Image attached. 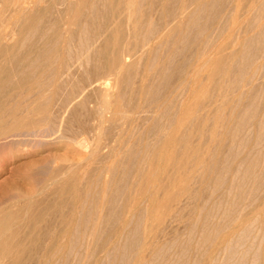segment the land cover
<instances>
[{"label": "rangeland", "instance_id": "1", "mask_svg": "<svg viewBox=\"0 0 264 264\" xmlns=\"http://www.w3.org/2000/svg\"><path fill=\"white\" fill-rule=\"evenodd\" d=\"M15 1L17 3L20 0H6V11L0 16V25H2L0 28L6 26V23H10L11 25L7 24V27L9 26L8 29L11 30L12 28V30L17 34L15 35L17 40L14 42H9L7 40L5 41L2 39L0 40V87H3V89L0 90V132L8 129L10 126H12V124L19 121L20 123L22 122L24 126L21 129L22 131H15V134L11 132L13 134L12 135L10 133L12 135L11 137L9 135L7 136L9 138H0V264H117L120 262L123 264H154L155 261H152L153 257H155L154 259L157 260L156 264H166L168 259L169 260L167 261V264H175L176 260V264L180 262V264H213L214 261H218V264H222L223 262H225L223 264H227V262H229V257H227L228 255L225 249L226 246H224V240L227 241L228 239L227 243H230V241H232L230 238L233 237L234 242L237 238L236 236L239 235L238 232L243 231V229L240 228H246V224L249 226V224L252 222H254V225H256V229L253 231L251 230V236L250 233L247 232L250 239H247L246 248L248 246H252L250 244H253V238L260 231V234L258 233L259 235H257V238H259L256 239L257 242L254 244L256 247L253 248L252 246V252L247 251L248 253H245L246 255H244V260L242 261H245V259L248 258V263L243 262V264H251V260H254L253 255L255 254L257 258L255 264H264V239H262V233L264 232V154H262L261 157L259 155V149H264V147L257 139V130L254 128V132L251 133L250 129L244 131L243 129L246 128L248 122H241L240 120L241 115H244V119L248 120L249 116L251 117L250 111L252 108L249 107V104H251V99L254 101V107H258V105L262 102L264 103V97H262V95H264L262 91L264 90L261 88L264 85V29L259 27L252 28L254 25L249 22L251 20V22H253L254 17H257L260 14L261 11L259 12V4L261 5L262 3L264 6V0H232V4L230 0H220L217 3L218 5L216 4V6L213 7V10L207 12L209 15L212 13L210 18H207L208 14L206 17L204 16L205 14L199 17V25L198 23L197 25H193L192 23L189 24L190 22L187 21V18H189L188 16L190 15L189 12L193 13L197 7L196 6L193 9L195 6L194 3L196 4L198 2L193 0L192 2L191 0H174L175 3L173 0H112L113 4L111 0H105V2L104 0H99L98 3L97 0H90V3L89 0H84V2L82 0H73L74 2H72V0H56L57 3H55V0H51V2H48V0H39L42 3L37 1L38 4H33L30 9L20 11L19 7L16 8L14 6L16 4ZM132 1L134 2L132 3ZM68 2L71 3L69 4ZM199 2L201 4L202 0ZM78 3L80 4V7L78 6ZM122 3L124 5H122ZM129 3L131 5L130 8L133 9L132 11L128 9ZM189 3L192 4L190 5ZM12 4L14 5L12 6ZM68 4L69 9L67 8ZM97 4H100L99 6H102V8L105 9L103 10ZM181 4L183 6H181ZM221 4L224 5L221 6ZM262 5L260 8L263 7ZM114 6L116 9L113 8ZM173 6L176 7L173 8ZM179 6H188L186 10L187 12L185 11L188 13V16H186L187 14L185 12L182 13V20H179L178 22V20H173V16L180 13ZM220 6L223 7V9H221ZM233 6H236L235 9ZM52 8H55L56 10ZM93 8L99 9L94 11L97 15L91 12ZM217 8L220 11H217ZM31 9H34V12L36 11V13H34ZM250 9L257 11L254 12L252 10L251 12ZM52 10H54L53 13H51ZM57 10L61 14L58 15L57 13L58 18L55 19ZM221 10L222 12L225 10L226 11L222 14ZM235 10L236 13H234ZM92 13L95 14L94 18H92L94 16ZM226 13L229 15L228 17ZM255 13H257V15ZM68 14H70V16ZM230 14L234 15L231 17ZM254 14L256 16H254ZM86 15L89 16L86 19L90 20L87 21L85 19ZM234 16H236L234 18L235 20H232L231 18ZM60 17L62 18L59 19ZM69 17L70 19L75 18V22L73 21L74 24L71 29L72 31L66 35L67 33L65 32L64 23L67 20L66 18ZM98 17L100 20L97 19ZM11 18L13 19L12 23ZM202 18H205L207 21L204 19L202 20ZM7 19L10 21L7 22ZM31 19L34 22H32ZM50 19L55 20H53V24H51L52 20L50 22ZM81 19L83 20L82 22H84L82 24L80 23ZM247 20L248 23L246 22ZM85 21H91L92 23L90 22V25V23H85ZM210 21L211 23L209 24ZM167 22H169V28L164 29V26ZM187 22H189L188 25ZM204 22H207L209 25H205ZM78 23L86 26L83 27L79 24L81 27L78 29ZM181 23L183 24L181 25ZM200 23H202L204 26L202 24L200 25ZM55 24H58L57 27H54ZM219 25L221 27L217 28ZM248 25L250 27H248ZM93 26H95V29ZM102 26L105 27V29H102ZM197 26L200 27V29ZM173 27L176 28L173 29ZM201 27L203 29H201ZM231 27L234 29H231ZM51 28L53 31H51ZM183 28L184 30H182ZM245 28H249L250 32ZM47 29L48 31H46ZM166 29L170 31V34H168L169 36H166V38H163L165 39L164 41L161 40L160 42L155 36L158 37L161 31L166 33ZM83 30H85V34ZM190 30H192V34L190 33ZM43 31H45V33ZM76 31L79 32L81 38L89 39L91 43L90 53L93 56L91 57L93 60L90 59L91 61H89V65L86 64V61H79L78 63H76L77 61H72L75 62V66H78L77 69L74 66V63L70 62L69 59L70 57L77 58L78 55L82 54L81 52V54H78L77 51H82L83 46L81 47V50L80 48L78 49L77 46L79 47V45H84L85 47L88 43L84 42L85 40L82 39V44L80 42L81 40H79L81 38H79L80 36H78L79 34L77 35L78 32ZM193 31L195 34L196 32L197 34L200 33L198 38H201L202 36L204 37L201 39L199 38L198 41L200 43L195 41L194 45L191 44L192 40H194L193 37L192 40L189 38H186L187 41L183 39L187 34L188 37H190V34L193 35ZM29 32H31L33 35L34 32L36 33V35H34V39L30 38L33 35ZM47 32L48 35L45 36ZM101 32L104 33V35L102 38H99L98 36L101 34ZM149 32L152 34H150V36H153L152 40L150 43H148L149 45L147 44L144 46L142 43L146 39ZM28 33L30 35H28ZM235 33H240L238 34L239 40H237L238 35ZM82 34H84L85 37H83ZM245 34H247V36ZM251 35L254 37V40L256 39L255 37L257 35L259 38L256 39L257 41L253 40L252 42ZM104 36L109 43L107 41H103ZM249 36L251 37V40L249 39ZM27 38H29L30 41H28ZM72 38L77 40V43H75ZM181 38L184 40V42H181ZM32 39L33 41H31ZM202 39L203 42H201ZM258 39L263 42H260L259 40L260 44H258ZM57 41L59 42V45H57ZM206 42L210 43L209 45L203 47L204 43ZM34 43L35 45L33 47ZM68 43L70 44L69 47H71L74 43L75 46L73 45L72 48L74 47L73 49H77L71 50L76 53V56L74 53H69L70 49L68 47ZM250 43H252V45L255 44L257 48L253 45L255 48L254 49ZM114 44L115 46H112ZM186 44L188 45V48ZM181 45L182 48L184 47L183 49L180 47ZM21 46H23V48ZM104 46H106L107 49ZM214 46L215 48H213ZM49 48L52 50L50 51L52 52V56L50 55V57H53L51 58V62L38 61L39 63L33 62V64H31V60L37 57L40 49L49 50ZM169 48L171 49L170 51ZM178 48L180 50H178ZM66 49L68 51L67 53ZM141 49L147 54L144 52L142 53ZM27 50H29V52ZM92 50L93 52H91ZM202 50L205 51L202 52ZM84 51L86 50H83L82 52ZM167 51H169V53ZM190 51L191 55H189ZM94 52L96 54H94ZM105 52L107 54H105ZM214 52H216V54L217 52L219 53L217 55L215 54L213 59L210 60L211 62L213 61V63L216 61L215 63L217 64L214 65L215 63H212L215 68H217H213L214 71L216 70L215 75L212 73L214 75L213 77L212 74H210L212 70L211 66L213 65H208V67L210 66L209 70L211 69L210 72L207 71L206 67V72H208L206 74L204 71L205 69H202L204 67L203 65L205 64H203V62H206L203 61V59H209L207 57L210 54L214 55ZM125 53L128 55L132 54L134 56L129 57L132 59L131 61L127 62L130 67L127 70L125 69L123 73L118 76V82L120 83H118V85H116L117 88H114V90L111 92L112 95L110 94L111 97L109 96V99L104 96V92L102 93V90L98 89L95 83L88 86L90 84V80H88V78H92L93 75L94 79L92 78V81L99 77H104L108 79L111 78L112 82L115 74V64L121 62L122 56H124ZM173 53H176V55ZM180 53L182 54L180 55ZM65 54H67V57ZM143 54L144 57H142ZM255 54L258 55L257 59L256 56L253 57ZM31 55L34 56L32 57ZM61 55L65 57L60 59V57L62 58ZM135 55L138 57H135ZM112 56L114 57L112 58ZM198 56L200 57V60H198ZM259 56L260 58H258ZM29 57L32 58L28 59ZM139 58L141 60H139ZM247 58L250 60L249 62H247ZM23 59L27 60L25 61ZM201 60L203 62L200 66L202 67L199 66ZM52 61H54V63L58 61L62 64L57 63L56 65V63L54 64ZM65 61L68 66L65 64ZM101 61L102 63L100 65ZM257 61H260V63ZM81 62H83L82 64L85 66V68L87 67L86 70H84V68L83 70L81 69L79 64ZM219 62L221 67L218 65ZM246 62L247 68L243 67ZM250 62L253 63V66ZM34 63L37 64L34 65ZM41 63H43L44 66H42L43 64ZM182 63H185V65L187 64L185 68L181 67V65H184ZM248 63H250L252 69L250 66L248 67ZM32 65L34 67L36 66L38 70H36V68H34ZM65 65L66 67L64 69ZM29 66H32L31 69ZM95 66L98 67L100 73ZM198 66L202 68L201 70L204 72V74L200 68H198ZM56 67H58V70ZM67 67H69V69ZM88 67L90 69L94 67V69L88 70ZM241 68L243 71L246 68V75L241 71ZM49 69H51L52 72L56 70L54 73H50L51 71L48 72V74H52L53 77L52 75L49 76L47 74ZM194 69H197L196 73L194 72ZM20 70L22 71L20 72ZM253 70H256V73ZM34 71L37 72L36 75ZM65 71L68 72L65 73ZM87 71L88 73H86ZM175 71H178L179 73H177L179 75L176 74ZM251 71L255 73V75H253ZM7 72L10 73L8 74ZM84 72L85 75L90 74L91 72L93 75L90 74V77H88V75L86 77ZM250 72L255 77V80H253L254 77L250 74ZM25 73L28 74L27 77L29 79L26 78L24 81L23 76ZM242 73L244 75H242ZM45 74L48 75L47 79ZM199 74L203 75L202 78H206L205 80L207 81H204V79L201 81L202 79ZM6 75L8 77H6ZM43 75L45 76L41 79ZM195 75H199L198 80H196L197 77ZM33 76L37 78L35 79ZM194 76L196 77L195 79ZM32 78L34 79L32 80ZM186 78L188 82H186ZM209 78L214 79H211V82ZM191 79L192 81L189 82ZM20 80L21 82L18 83ZM193 80L195 83H193ZM241 80L246 81L241 82ZM208 81L211 83V88H208L210 84ZM10 82H13L14 84ZM37 82H42L45 85H43L42 90L39 92L36 88ZM258 82H260L262 86ZM48 83L50 88L48 87ZM83 83L87 84L85 86L89 87H87L84 91H82V87L84 85ZM205 83L209 84L206 86ZM241 83H243V86ZM245 83H247V85ZM257 83L260 85L259 89L261 88L262 90L260 93H257L260 95L259 97H256L257 95L254 91H252V93L251 91L247 92L249 89L257 87ZM111 84H113V82ZM237 84H240L241 86H238ZM11 85L12 87H10ZM245 85L247 88H249H245ZM250 85L252 86L250 87ZM179 86L181 87L179 88ZM255 89L256 92L259 90L258 87ZM24 91L25 96H23ZM95 91H97L100 95H98L97 92L95 94ZM37 92L39 94H35ZM182 92L183 97L180 96V94L182 95ZM185 92H189V94H186ZM184 93L186 94V97L184 96ZM197 93H200V96L196 95ZM53 94L55 95L54 98H52ZM29 95H31V98L33 95H35V97L32 100H29ZM252 95L254 97H252ZM197 96L199 98H197ZM49 97H51V99H47ZM179 97L180 99L178 101ZM188 98H190L192 101ZM41 99L43 101L45 99L47 105L38 111V107H35L37 106L36 101ZM182 99L185 101V104L180 105V101H182ZM194 100L197 101L194 102ZM67 101H69L70 104ZM82 101L85 106L82 104ZM98 101H100L101 105L103 103V105L108 106L106 107V109L108 108L105 113L106 117H112L113 119L115 116L112 121L110 120L111 118H107L110 121L107 119L104 120L106 122H103L104 125L102 124L103 126H101V128H98V120L95 121L98 119L97 115H99V110H101L103 106H101ZM107 101L108 105L106 103ZM29 102L34 103L35 105H32ZM51 102L53 104H50ZM192 102H194V104ZM24 103L27 105H24ZM65 103H67V108L63 109L62 106L66 105ZM199 103L204 104L202 106V104L200 105ZM209 103L211 104L209 105ZM68 104L70 107H68ZM97 105H100V109ZM27 106L29 108H27ZM198 106L200 108H198ZM262 106L259 105L258 114L264 113V106ZM91 108L93 109V114ZM95 109L97 110V113H95ZM169 109L171 110L170 112ZM84 110L85 112L83 113ZM116 111L119 112L117 115ZM175 111H179L178 115L180 116H178ZM35 112L39 114H35ZM61 113L63 114L65 121L62 120L63 117L61 116ZM55 114H57V119L60 120L55 119ZM174 114L178 117H176ZM185 115L191 117L189 118ZM207 115H209V117H207ZM32 117L34 119H31ZM71 117H75L73 118L74 120ZM77 118H81V120H78ZM176 118L179 119L177 120ZM183 119H185V122ZM175 120L179 123H176ZM93 121L94 123H92ZM57 122H61V124L63 123L64 126L63 124H56ZM79 122H81V125ZM239 122L241 123L239 131L242 129L243 132L240 131L242 134H239L240 137H236V140L239 139L236 141L233 139L235 136L234 133L236 132L235 129L238 128ZM71 124H73V127ZM55 125L57 127H55ZM48 126L54 127L56 132H51V130L54 129L52 127V129L48 130L50 128ZM102 127L104 128L102 129ZM42 129L43 131H40ZM100 129L101 131L103 130V132H100ZM35 132L41 133L36 134ZM80 132H83L84 135ZM34 133L35 136L32 135ZM245 133L252 135L248 136V139L245 136ZM97 136H100V139L102 138L101 141ZM255 136H257V138ZM243 138H247L245 145L240 147L241 149L238 148L240 152H238V150L234 151V149L239 147V142ZM98 140L100 141V145L98 144ZM96 145L99 146L98 149ZM242 149H244V151ZM93 151L97 154L95 155ZM234 152H237V154ZM92 153L94 156H92ZM262 153H264V150H262ZM234 154L237 156H234ZM233 156L237 161L234 160ZM247 157H251L250 159H255L254 171L258 173L257 176L255 175L256 173L254 174V177H257L256 185L253 187L251 186V183L255 182L252 176V178L248 177L244 179V181H246L243 182L244 184L247 183L246 186L244 184H242L243 186L239 185L240 187H244L243 190L247 189L245 190L246 192L241 194L242 191L239 190L240 188L233 192L230 191L231 193L227 192L230 190L229 186L232 184L231 180L233 181V174H235L238 168V163L245 161L246 165L250 161L247 159ZM224 162L225 164L229 162L226 164V166L228 164L231 166L229 167L231 170H228L230 173L227 171L225 172L227 168L226 166H223L225 165ZM219 165L221 166L219 167ZM222 167L226 169L221 170L223 169ZM105 170H107L108 173H106ZM222 171L225 174H230L229 178L228 175H224ZM106 174H108L107 178H105ZM219 176L220 179L222 178V180H220L222 183L221 185L220 183H217L219 182ZM163 178L164 182L162 181ZM239 180L240 179H238V181ZM150 181L152 184L154 183L153 186ZM238 181H236V183H238ZM248 182L251 183L249 184ZM224 183H226V185ZM236 183L234 182V184ZM155 184L158 186L160 185V187ZM219 186L223 189H221ZM224 186L229 189L227 190ZM220 197L223 199V201ZM147 198L150 201H148ZM145 202L146 204L150 202V205H146ZM240 203L241 205L243 203V205H239ZM235 205L236 208L238 207L237 210H235L239 213L240 211L243 212L240 206L242 209H244L245 212L242 214L240 213L241 217H239V213L237 214L236 211L231 209L233 207L235 208ZM145 208L148 209V211L149 209L150 211L153 209L154 212L152 211L151 213L149 211L151 214L146 216L148 211ZM210 209L214 211L213 214L220 213L221 215L216 214L214 217L215 214L212 215V213L209 211ZM143 210H146L147 213H143ZM141 212L144 214L143 216H145V218L140 216L142 215ZM230 212H235L232 213V216L235 220H233V222L231 221L233 218L232 216L231 218H228L231 215ZM258 212L261 214L259 217ZM109 213L112 215L110 216ZM153 213L154 215H152ZM223 213H225V215ZM227 214H229L228 217H226ZM134 216L137 218L134 219ZM149 216L155 217V220H153V217L151 218L152 220L148 219L150 218ZM139 218L143 220V224ZM136 219L137 221L139 220V224L137 223ZM229 219L230 221H227ZM258 219H261V221ZM207 220H211V222H209L210 224L207 222ZM222 220L223 223L220 224ZM255 220H258V223ZM247 221L250 223H246ZM261 222H263V224ZM88 223H90L89 226L91 225V227L88 226ZM205 223L207 224L205 225ZM130 224L135 226H130ZM93 225L95 228H93ZM258 225H261L260 228ZM136 226L138 227L137 231L142 232L141 234L137 233L136 231L137 235H134V229ZM146 227L149 228L147 229ZM217 229L218 232L215 234L214 230L216 231ZM220 229L222 231H220ZM92 230L96 233V235H93V233L91 236L89 235ZM85 231L87 233H85ZM219 231L221 233H219ZM129 234H131V236ZM125 236L130 240H125ZM90 239H92L93 243ZM134 239V244L131 243V246L134 245V249H132V247H129L130 249L126 248L127 254H130H128L126 257V249H124V246ZM115 245L116 248H114ZM258 245L259 249L257 250ZM162 246L166 247L163 248ZM119 247L121 250L123 249V254ZM161 248L163 249V252H161ZM223 248L225 252L222 251ZM166 249H168L167 252L169 255L166 253L168 256L165 255ZM182 251L184 253V258L182 256ZM122 255H125V257L123 258ZM222 257H224L225 260L224 258L222 259ZM177 258L180 259V261H178ZM219 259H221V261H219ZM214 264L217 263L214 262ZM228 264H232V261H230Z\"/></svg>", "mask_w": 264, "mask_h": 264}, {"label": "bare ground", "instance_id": "2", "mask_svg": "<svg viewBox=\"0 0 264 264\" xmlns=\"http://www.w3.org/2000/svg\"><path fill=\"white\" fill-rule=\"evenodd\" d=\"M37 1H39V0H20V1H18L17 3H16V1H15L16 4H15V5L12 4V6L14 5L16 8L19 7V11H20V10H25V9H30V8L33 6V4H38ZM52 1H53V0H52ZM55 1H56V0H55ZM63 1H67V0H63ZM82 1L84 2V0H82ZM92 1H93V0H92ZM95 1H96V0H95ZM98 1H99V0H97V3H98ZM101 1H103V0H101ZM130 1H131V0H130ZM134 1H135V0H134ZM134 1H132V3H133ZM193 1H195V2L198 1V2H199V1H201V0H193ZM219 1H220V0H204V1L202 0L201 4H200V2H199V4H198V2L196 3V4H198V5H196V4L193 2L194 5H195V6L193 7V9L197 6L196 9L194 10V12H195L196 14H195V13L192 11V9H191V11H192L193 13H190V12H189V14H190L189 16H188V13H186V12H187L186 10H187V7H188V6H187V7L184 6L185 8L179 6V7H180V8H179V9H180V13L174 15V16H173V20H178V22H179V20H182V17H181V16H182V13H184V12L186 11V12H185V13L187 14L186 16L189 17V18H187V19H188L187 21L190 22V23L187 22V25H188V23H189V24L192 23L193 25H197V23H198V21H199V17H200L201 15H204V14H205L204 16L206 17V15L208 14V17H207V18H210V17H211L210 15H211L212 13H210V15H209V13H207V12L210 11V10H213V7H215L216 4H217ZM230 1H231V4H232L233 1H232V0H230ZM239 1H240V0H239ZM5 2H6V0H0V16L2 15L3 12L6 11V3H5ZM39 2H41V1H39ZM43 2H44V1H43ZM48 2H51V0H50V1L48 0ZM72 2H74V1L72 0ZM86 2H87V1H86ZM104 2H105V0H104ZM104 2H103V3H104ZM111 2H112V0H111ZM117 2H119V1H117ZM137 2H138V1H137ZM173 2H174V0H173ZM176 2H177V1H176ZM188 2H189V1H188ZM191 2H192V0H191ZM221 2H223V1H221ZM224 2H225V1H224ZM261 2H262V1H261ZM261 2H260V3H261ZM41 3H42V2H41ZM55 3H57V1H56ZM55 3H54V4H55ZM68 3L70 4L71 2H68ZM89 3H90V0H89ZM99 3H100V2H99ZM119 3H120V2H119ZM119 3H117V4H119ZM132 3H131V4H132ZM174 3H175V2H174ZM174 3H173V4H174ZM178 3H179V2H178ZM178 3H177V5H178ZM229 3H230V2H229ZM59 4H60V3H59ZM69 4H68L67 8L69 7ZM93 4H94V3H93ZM101 4H102V2H101ZM104 4H105V3H104ZM112 4H113V2H112ZM135 4H136V3H135ZM186 4H187V3H186ZM189 4L191 5L192 3H189ZM241 4H242V2H241ZM252 4H253V3H252ZM257 4H258V2H257ZM263 4H264V3H263ZM16 5H17V6H16ZM39 5H40V4H39ZM55 5H56V4H55ZM65 5H66V4H65ZM97 5H98V4H97ZM99 5H100V4H99ZM99 5H98V6H99ZM122 5H124V4L122 3ZM170 5H172V4H170ZM174 5H176V4H174ZM217 5H218V4H217ZM219 5H220V4H219ZM223 5H224V4H223ZM223 5L221 4V6H223ZM229 5H230V4H229ZM236 5H237V4H236ZM261 5H262V3H261ZM261 5L259 4V12L261 11L260 14H259L257 17H254L253 22H251L252 20L249 21L250 23H252V24L254 25L252 28H258V27H259V28H263V29H264V6L262 5L263 7L260 8ZM47 6H48V5H47ZM78 6L80 7V4H79V3H78ZM81 6H82V4H81ZM87 6H88V5H87ZM95 6H96V5H95ZM126 6H127V5H126ZM130 6H131V5H130V3H129L128 9H129L130 11H132L133 9L130 8ZM132 6H134V5H132ZM181 6H183V5L181 4ZM221 6H220V7H221ZM250 6H251V5H250ZM253 6H254V5H253ZM15 7H14V8H15ZM41 7H42V4H41ZM45 7H46V6H45ZM62 7H63V6H62ZM62 7H61V8H62ZM72 7H73V6H72ZM99 7L102 8V6H99ZM104 7H105V5H104ZM117 7H118V5H117ZM136 7H137V6H136ZM169 7H170V6H169ZM174 7H176V6H173V8H174ZM220 7H218V8H220ZM227 7H228V6H227ZM235 7H236V6H235ZM235 7L233 6L234 9H235ZM254 7H256V6H254ZM58 8H59V7H58ZM58 8H57V9H58ZM61 8H60V9H61ZM67 8H66V9H67ZM113 8L116 9L115 6H114ZM173 8H172V9H173ZM218 8H217V11H220ZM225 8H226V7H225ZM225 8H224V9H225ZM256 8H257V7H256ZM52 9H55V8H52ZM68 9H69V8H68ZM71 9H72V8H71ZM89 9H90V8H89ZM96 9H97V8H96ZM96 9L93 8L91 12L95 13L94 11H96ZM102 9H103V8H102ZM104 9H105V8H104ZM104 9H103V10H104ZM221 9H223V7H221ZM234 9H233V10H234ZM253 9H255V8H253ZM253 9H252V10H253ZM17 10H18V9H17ZM31 10L34 12V9H31ZM55 10H56V9H55ZM58 10H59V9H58ZM58 10H57V12H56V14H55V17H56L55 19L58 18V15H59V14H61V13H59L60 10H59V11H58ZM61 10H62V9H61ZM97 10H99V9H97ZM107 10H108V9H107ZM129 10H128V11H129ZM162 10H163V9H162ZM250 10H251V9H250ZM252 10H251V12H252ZM15 11H16V10H15ZM40 11H41V10H40ZM44 11H45V10H44ZM71 11H72V10H71ZM80 11H81V10H80ZM225 11H226V10H225ZM225 11H223V12H225ZM253 11H254V10H253ZM256 11H257V10H256ZM256 11H254V12H256ZM22 12H23V11H22ZM45 12H46V11H45ZM53 12H54V10L51 11V13H53ZM69 12H70V11H69ZM105 12H107V11H105ZM178 12H179V11H178ZM223 12H222V10H221V13H222V14H223ZM254 12H253V13H254ZM259 12H257V13H259ZM7 13H9V12H7ZM13 13H14V12H13ZM34 13H36V11H35ZM57 13H58V15H57ZM65 13H66V12H65ZM93 13H92V15H94V16H93L92 18H94V17H95V14H96V13H95V14H93ZM97 13H100V12H97ZM107 13H108V12H107ZM126 13H127V12H126ZM131 13H132V12H131ZM176 13H177V12H176ZM234 13H236V10H235ZM257 13H255V14L257 15ZM48 14H49V13H48ZM85 14H86V12H85ZM226 14H227V13H226ZM255 14H254V16H256ZM26 15H27V14H26ZM56 15H57V16H56ZM68 15L70 16V14H68ZM96 15H97V14H96ZM126 15H127V14H126ZM128 15H129V14H128ZM184 15H185V14H184ZM230 15H231V17H232L234 14H230ZM5 16H6V15H5ZM11 16H12V15H11ZM28 16H29V13H28ZM48 16H49V15H48ZM51 16H52V15H51ZM74 16H76V15H74ZM98 16H99V14H98ZM129 16H130V15H129ZM129 16H128V19H129ZM135 16H136V15H135ZM224 16H225V15H224ZM228 16H229V15L227 14V17H228ZM238 16H239V15H238ZM247 16H248V15H247ZM3 17H4V15H3ZM88 17H89V16L86 15V16H85V19L88 18ZM167 17H168V14H167ZM225 17H226V16H225ZM231 17H229V18H231ZM235 17H236V16H234V17L231 18V19H232V20H235V19H234ZM244 17H246V16H244ZM250 17H251V16H250ZM5 18H6V17H5ZM5 18H4V19H5ZM44 18H45V17H44ZM49 18H50V17H49ZM61 18H62V17H60L59 19H61ZM72 18H73V17H72ZM100 18H101V17H100ZM137 18H138V17H137ZM9 19H10V18H9ZM11 19H12V18H11ZM63 19H64V18H63ZM66 19H67V20H66V22L64 23V24H65L64 28H65V32L67 33L66 35H68V33H70V31H72L71 29H72V26H73V24H74V22H75V21H74L75 18H74V19H70V17H69V18H66ZM76 19H77V18H76ZM78 19H79V18H78ZM85 19H84V20H85ZM97 19H99V17H98ZM130 19H131V18H130ZM134 19H135V18H134ZM138 19H139V18H138ZM170 19H171V18H170ZM203 19L206 20L205 18H202V20H203ZM236 19H237V18H236ZM1 20H2V19H1ZM7 20H8V19H7ZM17 20H18V19H17ZM51 20H52V22H51ZM53 20H54V19H50L51 24H53V22L55 21V20H54V21H53ZM86 20H87V19H86ZM88 20H90V19H88ZM88 20H87V21H88ZM91 20H92V19H91ZM94 20H95V19H94ZM94 20H93V21H94ZM99 20H100V19H99ZM213 20H214V19H213ZM244 20H245V19H244ZM248 20H249V19H248ZM248 20L246 21L247 23H248ZM2 21H3V20H2ZM2 21H1V22H2ZM9 21H10V20H8L7 22H9ZM31 21H32V19H31ZM37 21H38V20H37ZM46 21H47V20H46ZM46 21H45V23H46ZM61 21H62V20H61ZM61 21H60V22H61ZM63 21H64V20H63ZM73 21H74V22H73ZM78 21H79V20H78ZM78 21H77V22H78ZM82 21H83V20L81 19V22H80L81 24L84 23V22H82ZM108 21H109V20H108ZM139 21H140V20H139ZM166 21H167V20H166ZM171 21H172V20H171ZM185 21H186V20H185ZM206 21H207V20H206ZM211 21H212V20H211ZM211 21L209 22V24L211 23ZM229 21H231V20H229ZM12 22H13V19H12L11 23H12ZM16 22H17V21H16ZM32 22H34V21H32ZM32 22H30V23H32ZM41 22H42V20H41ZM90 22H91V21H89V22H86V21H85V23H90ZM100 22H101V21H100ZM126 22H127V20H126ZM131 22H132V20H131ZM163 22H164V21H163ZM175 22H177V21H175ZM178 22H177V23H178ZM181 22H182V21H181ZM201 22H202V21H201ZM231 22H232V21H231ZM246 22H245V23H246ZM80 23H78V26H77V24H76V26H77L78 29H79L81 26H83V25H81ZM91 23H92V22H91ZM91 23H90V25H91ZM95 23H96V22H95ZM98 23H99V21H98ZM127 23H128V22H127ZM133 23H134V22H133ZM239 23H240V22H239ZM239 23H238V24H239ZM245 23H244V24H245ZM247 23H246V24H247ZM7 24H10V23H6V26H3V28H0V40L2 39V40H5V41L7 40V41H9V42H14L15 40H17V39H16L17 37L15 36V35H17V34H16V32H14V31L12 30V28H11V30L8 29L9 26L7 27ZM13 24H14V23H13ZM17 24H18V23H17ZM42 24H43V23H42ZM61 24H62V23H61ZM79 24H80L81 26H79ZM161 24H162V22H161ZM182 24H183V23H181V25H182ZM201 24H202V23H200V25H201ZM204 24L206 25L207 22H206V23L204 22ZM209 24H207V25H209ZM219 24H220V23H219ZM246 24H245V25H246ZM10 25H11V24H10ZM57 25H58V24H57ZM57 25L55 24L54 27H57ZM90 25H89V26H90ZM96 25H97V24H96ZM175 25H176V24H175ZM198 25H199V23H198ZM202 25H203V24H202ZM220 25H221V24H220ZM220 25H219V27L217 26V28H220V27H221ZM223 25H224V23H223ZM249 25H250V24H249ZM249 25H248V27H250ZM0 26H2V25H0ZM85 26H86V25H85ZM85 26H83V27H85ZM126 26H127V25H126ZM138 26H139V25H138ZM168 26H169V22H167V23L165 24L164 29H165V28L168 29V28H169ZM203 26H204V25H203ZM203 26H202V27H203ZM235 26H236V25H235ZM243 26H244V25H243ZM246 26H247V25H246ZM246 26H245V27H246ZM18 27H19V26H18ZM54 27H52V28H54ZM93 27H94V29H95V26H93ZM93 27H92V28H93ZM99 27H100V26H99ZM127 27H128V26H127ZM132 27H133V26H132ZM148 27H149V26H148ZM177 27H178V26H177ZM197 27H198V26H197ZM202 27H201V29H203ZM207 27H208V26H207ZM52 28H51V31H53ZM103 28L105 29V27L102 26V29H103ZM175 28H176V27H175ZM175 28L173 27V29H175ZM198 28L200 29V27H198ZM205 28H206V27H205ZM40 29H41V28H40ZM42 29H43V28H42ZM44 29H45V28H44ZM98 29H100V28H98ZM155 29H156V28H155ZM167 29H166V30H167ZM170 29H171V28H170ZM231 29H234V28L231 27ZM238 29H239V28H238ZM245 29H246V28H245ZM19 30H20V29H19ZM73 30H75V29H73ZM142 30H143V29H142ZM156 30H157V29H156ZM182 30H184V28H183ZM194 30H196V29H194ZM241 30H242V29H241ZM241 30H239V31H241ZM246 30L250 32L249 28H247ZM35 31H36V29H35ZM41 31H42V30H41ZM46 31H48V29H47ZM49 31H50V30H49ZM54 31H55V30H54ZM80 31H82V30H80ZM83 31H84V34H85V30H83ZM93 31H94V30H93ZM98 31H100V30H98ZM104 31H105V30H104ZM131 31H132V30H131ZM180 31H181V29H180ZM188 31H189V29H188ZM190 31H191L190 33L192 34V30H190ZM196 31H197V30H196ZM43 32L45 33V31H43ZM43 32H41V33H43ZM76 32H78V31H76ZM86 32H88V31H86ZM89 32H90V31H89ZM128 32H129V30H128ZM134 32H135V31H134ZM169 32H170V31L167 30V32H166L167 34H166L164 31H163V32L161 31V33H160V31H159V33H160L159 36H158V37L155 36V37L158 38L160 42H161V40L164 41L165 39H163V38H166V36H169V35H168V34H170ZM178 32H179V31H178ZM183 32H184V31H183ZM186 32H187V31H186ZM186 32H185V33H186ZM20 33H21V32H20ZM29 33H31V32H29ZM29 33H28V35H30ZM36 33H37V31H36ZM36 33L34 32V35H36ZM63 33H64V32H63ZM63 33H62V34H63ZM72 33H74V32H72ZM81 33H82V32H81ZM129 33H130V32H129ZM131 33H132V32H131ZM176 33H177V32H176ZM181 33H182V32H181ZM188 33H189V32H188ZM190 33H189V34H190ZM198 33H199V32H198ZM236 33H237V32H236ZM236 33H235V34H236ZM240 33H241V32H240ZM240 33H238V34H240ZM242 33H243V32H242ZM261 33H262V30H261ZM31 34H32V33H31ZM51 34H52V33H51ZM78 34H79V32L77 33V35H78ZM84 34H82L83 37H85ZM134 34H135V33H134ZM141 34H142V33H141ZM150 34H151L150 32L148 33V35L146 34L147 37L145 36L146 39L144 40V42H143L144 44L142 43V45L145 46V45H147L148 43H150V41L152 40V37H153V36H150ZM177 34H179V33H177ZM191 34H190V37H188V34L185 35L183 39L186 40V38H189L190 40H192V39L194 38V40H192V43H191V44L194 45V44H195V43H194L195 41L199 42L198 40H199L200 37L198 38V36H200V33L197 34V32H196V34H195L194 31H193V35H191ZM194 34H195L196 36H195ZM238 34H236V35H238ZM28 35H27V36H28ZM32 35H33V34H32ZM34 35H33L32 37H30V38H33V39H34V38H35ZM39 35H40V33H39ZM47 35H48V32H47V34H46L45 36H47ZM75 35H76V34H75ZM92 35H93V34H92ZM103 35H104V33L101 32V34H100L98 37H99V38H100V37L102 38ZM143 35H144V34H143ZM151 35H152V34H151ZM180 35H182V34H180ZM245 35L247 36V34H245ZM252 35H253V34H252ZM252 35H251V37H252ZM42 36H44V35H42ZM78 36H80L79 38H81V35H80V34H79ZM90 36H91V34H90ZM90 36H88V37H90ZM234 36H235V35H234ZM254 36H255V34H254ZM260 36H261V35H260ZM262 36H263V35H262ZM39 37H40V36H39ZM75 37L78 38L77 36H75ZM175 37H176V36H175ZM192 37H193V38H192ZM202 37H203V36H202ZM202 37H201V38H202ZM235 37H236V36H235ZM235 37H234V38H235ZM237 37H238L237 40H239V35H238ZM251 37L249 36V39H250ZM263 37H264V36H263ZM62 38H63V36H62ZM76 38H75V39H76ZM92 38H94V37H92ZM99 38H98V39H99ZM132 38H133V37H132ZM138 38H141V37H138ZM143 38H144V37H143ZM143 38H142V39H143ZM178 38H179V37H178ZM196 38H198V39L195 40ZM201 38H200V39H201ZM203 38H204V37H203ZM244 38H246V37H244ZM255 38L257 39V38H259V36L257 35ZM260 38H261V37H260ZM27 39H28V41H30L29 38H27ZM33 39H32L31 41H33ZM49 39H50V38H49ZM57 39H58V38H57ZM69 39H70V37H69ZM82 39H83V38L79 39V40H81L80 42H81L82 44H83V42H82L83 40H85L84 42L88 43L87 46H85L86 49H85L84 45H81V46L79 45V47L77 46V48H78V49L80 48V50H81V47L83 46V47H82L83 50H86V51H84V52H82L83 50H82V51H77L78 54H79L80 52H81L82 54H81V53H80L81 55H78V54H77V55H78L77 58L74 57V58H76V59H74L73 57H70L69 61H70V62H72V61H77L76 63H78L79 61H86V62H87L86 64L89 65V61H91L90 59H92L91 57H93V56L91 55V53H90V50H91V43H90V41H89L88 38H84L83 40H82ZM94 39H95V38H94ZM181 39H182V38H181ZM181 39H180V40H181ZM183 39H182V40H183ZM246 39H247V38H246ZM256 39L254 40V37H252V40H251V39H250V40L253 42V40H254V41H257ZM40 40H41V39H40ZM72 40L75 41V43H77V42H76L77 40H74L73 38H72ZM173 40H174V39H173ZM182 40H181V42H184V40H183V41H182ZM235 40H236V39H235ZM235 40H234V41H235ZM237 40H236V41H237ZM259 40H260V39H258V44H260V43H259ZM263 40H264V39H263ZM60 41H61V40H60ZM69 41H71V40H69ZM91 41H92V40H91ZM97 41H98V40H97ZM100 41H101V40H100ZM103 41H104V42L107 41V39H106L105 36H104V40H103ZM142 41H143V40H142ZM163 41H162V42H163ZM168 41H169V39H168ZM186 41H187V40H186ZM208 41H210V40H208ZM232 41H233V40H232ZM236 41H235V42H236ZM0 42H1V41H0ZM24 42H25V40H24ZM51 42H52V41H51ZM57 42H58V41H57ZM63 42H65V41H63ZM107 42H108V41H107ZM140 42H141V41H140ZM166 42H167V41H166ZM188 42H189V41H188ZM188 42H187V43H188ZM201 42H203V39H202ZM235 42H234V44H235ZM260 42H263V41L260 40ZM29 43H30V42H29ZM35 43H36V42H35ZM35 43L33 44V47H34ZM92 43H93V42H92ZM95 43H97V42H95ZM100 43H102V42H100ZM100 43H99V44H100ZM108 43H109V42H108ZM116 43H117V42H116ZM168 43H169V42H168ZM168 43H165V44H168ZM199 43H200V42H199ZM206 43H207V44H206ZM206 43H204L203 47L209 45L210 42H206ZM215 43H216V42H215ZM232 43H233V42H232ZM236 43H237V42H236ZM254 43H256V42H254ZM9 44H10V43H9ZM63 44H64V43H63ZM78 44H79V43H78ZM93 44H94V43H93ZM179 44H180V43H179ZM182 44H183V43H182ZM205 44H206V45H205ZM230 44H231V43H230ZM250 44L252 45V43H250ZM38 45H39V44H38ZM49 45H50V44H49ZM54 45H55V44H54ZM54 45H53V46H54ZM57 45H59V42H58ZM64 45H65V44H64ZM69 45H70V44L68 43V47H69ZM71 45H72V43H71ZM73 45H74V43H73ZM73 45H72V46H73ZM101 45H102V44H101ZM148 45H149V44H148ZM150 45H151V44H150ZM177 45H178V44H177ZM236 45H237V44H236ZM253 45H254V47L256 46L255 44H253ZM253 45H252V47H253ZM0 46H1V44H0ZM14 46H15V45H14ZM17 46H18V45H17ZM23 46H24V45H23ZM23 46H21V47L23 48ZM72 46L69 47V49H70L69 53H74V51H72V50L77 49V48L73 49L74 47L72 48ZM74 46H75V45H74ZM112 46H115V44L112 45ZM156 46H157V45H156ZM183 46H184V45H183ZM186 46H187V48H188V45H187V44H186ZM215 46H216V44H215ZM215 46H214L213 48H215ZM231 46H233V45H231ZM234 46H235V45H234ZM260 46H261V45H260ZM6 47H7V46H6ZM29 47H30V46H29ZM33 47H31V48H33ZM55 47H56V46H55ZM92 47H93V46H92ZM97 47H98V46H97ZM102 47H103V46H102ZM104 47L106 48V46H104ZM141 47H142V46H141ZM151 47H152V46H151ZM170 47H172V46H170ZM180 47L182 48V45H181ZM217 47H219V46H217ZM217 47H216V48H217ZM250 47H251V46H250ZM252 47H251V48H252ZM254 47H253V48H254ZM4 48H5V47H4ZM17 48H18V47H17ZM26 48H27V47H26ZM93 48H95V47H93ZM116 48H117V47H116ZM143 48H144V47H143ZM183 48H184V47H183ZM183 48H182V49H183ZM206 48H207V47H206ZM221 48H222V47H221ZM233 48H234V47H233ZM233 48H232V49H233ZM251 48H250V49H251ZM256 48H257V46H256ZM1 49H2V48H1ZM14 49H15V48H14ZM27 49H28V48H27ZM56 49H57V48H56ZM71 49H72V50H71ZM99 49H100V48H99ZM106 49H107V48H106ZM139 49H140V48H139ZM145 49H146V48H145ZM173 49H174V48H173ZM182 49H181V50H182ZM190 49H191V48H190ZM254 49H255V48H254ZM259 49H260V48H259ZM5 50H7V49H5ZM16 50H17V49H16ZM32 50H33V49H32ZM64 50H65V49H64ZM113 50H114V48H113ZM113 50H112V51H113ZM141 50H142V49H141ZM150 50H151V49H150ZM170 50H171V49L169 48V51H170ZM178 50H180V49L178 48ZM188 50H189V49H188ZM218 50H219V49H218ZM240 50H241V49H240ZM9 51H10V50H9ZM23 51H24V50H23ZM27 51L29 52V50H27ZM50 51H52L50 48H49V50H46V49H40V52L37 54V57H36L35 59L31 60V64H33V62H37V63H39L40 61H50V62H51V58H53V57H50V55L52 56V52H50ZM53 51H54V50H53ZM71 51H72V52H71ZM95 51H96V49H95ZM123 51H124V50H123ZM169 51H167V52L169 53ZM185 51H186V47H185ZM185 51H184V52H185ZM193 51H196V50H193ZM203 51H205V50H202V52H203ZM221 51H222V50H221ZM10 52H11V51H10ZM30 52H31V51H30ZM67 52H68V51H67V49H66V53H67ZM91 52H93V50H92ZM141 52H142V53H143V52L145 53L144 50H142ZM150 52H151V51H150ZM172 52H173V51H172ZM177 52H178V51H177ZM206 52H207V51H206ZM18 53H19V52H18ZM21 53H22V52H21ZM21 53H20V54H21ZM50 53H51V54H50ZM98 53H99V52H98ZM123 53H124V52H123ZM200 53H201V52H200ZM218 53H219V52H217V54H218ZM5 54H7V53H5ZM29 54H30V53H29ZM58 54H59V53H58ZM63 54H64V52H63ZM94 54H96V53L94 52ZM105 54H107V53L105 52ZM105 54H104V56H105ZM136 54H137V53H136ZM145 54H147V53H145ZM148 54H149V53H148ZM173 54L176 55V53H173ZM177 54H178V53H177ZM181 54H182V53H180V55H181ZM194 54H195V52H194ZM215 54H216V52H214V55H211V54H210L209 56L207 55V56H208L207 58H209V59H207V60H206V58H205L206 56L204 57L205 59L201 58V59H203V61H206V62H203V61L201 60V63L199 64V66H200V65L202 64V62H203V64L205 63V64L203 65L205 68H204V67H203V69L200 68V67H202V66H200V67L198 66V68H200V70H201V69H202V70L205 69V70H204V71H205V74L208 73V72H210V70L212 69L211 72H210V74L213 73V74L215 75V71H216V70L214 71L213 68H215L214 65H217V64L215 63L216 61H214L215 64L213 63V61H212V62L210 61L211 59H213V56H215ZM217 54H216V55H217ZM236 54H237V53H236ZM252 54H253V53H252ZM257 54H258V53H257ZM0 55H1V54H0ZM65 55H66V57H67V54H65ZM74 55L76 56V53H74ZM74 55H73V56H74ZM109 55H111V54H109ZM112 55H113V53H112ZM183 55H184V53H183ZM189 55H191V51L189 52ZM229 55H230V54H229ZM263 55H264V54H263ZM263 55H261V56H263ZM23 56H24V55H23ZM31 56H32V55H31ZM33 56H34V55H33ZM33 56H32V57H33ZM61 56H62V55H61ZM68 56H69V54H68ZM96 56H97V55H96ZM98 56H99V55H98ZM132 56H134V55H132V54H129V55H128V54L125 53L124 56H122L121 62H118V63L115 64V69H114V70H115V74H114V77H113V79H112L113 84H111V83H112V82H111V78H110V79H108V78H104V77H103V78H102V77L97 78V75H96V78H97V79H95L94 81H92L91 79L93 78L94 75L92 74V72H91V73L89 72V73H90L91 75H93V76H92V78H91V77L89 76L90 74H87L88 77H90V78H88V80H90V84H89L88 86H90V85H92V84L95 83V85L98 87V89H101V90H102V93L104 92V94H105L104 96H106V97L108 98V97L110 96V94L112 95L111 92L114 90V88H117L116 85H118V83H120V82H118V80H119V79H118V76H119L121 73H123V71H124L125 69L127 70V69L130 67V65L127 64V62L132 60V59L129 58V57H132ZM148 56H149V55H148ZM155 56H156V55H155ZM192 56H193V55H192ZM192 56H191V57H192ZM255 56H256V59H257V56H258V55L255 54L253 57H255ZM1 57H3V56H1ZM5 57H6V56H5ZM32 57H29L28 59H30V58H32ZM58 57H59V56H58ZM64 57H65V56H62V58L60 57V59H63ZM100 57H101V55H100ZM113 57H114V56H112V58H113ZM135 57H138V56L135 55ZM142 57H144V54L142 55ZM167 57H169V56H167ZM195 57H196V56H195ZM229 57H230V56H229ZM25 58H26V57H25ZM55 58H56V57H55ZM155 58H156V57H155ZM155 58H154V59H155ZM169 58H170V57H169ZM188 58H189V57H188ZM219 58H220V57H219ZM226 58H228V57H226ZM240 58H242V57H240ZM249 58H250V57H249ZM258 58H260V56H259ZM100 59H101V58H100ZM102 59H103V57H102ZM134 59H135V58H134ZM192 59H193V58H192ZM242 59H243V58H242ZM244 59H245V58H244ZM23 60H25V59H23ZM26 60H27V59H26ZM26 60H25V61H26ZM92 60H93V59H92ZM139 60H141V59L139 58ZM173 60H174V59H173ZM181 60H182V58H181ZM185 60H186V59H185ZM198 60H200V57H199V56H198ZM5 61H6V60H5ZM38 61H39V62H38ZM55 61H56V60H55ZM63 61H64V60H63ZM67 61H68V60H67ZM112 61H114V60H112ZM168 61H170V60H168ZM176 61H177V60H176ZM193 61H194V60H193ZM249 61H250V60L247 58V62H249ZM106 62H107V61H106ZM187 62H188V61H187ZM217 62H218V61H217ZM220 62H221V61H220ZM220 62L218 63V65H220ZM247 62H246V64H244V65H246V66L243 65V67H246V68H247ZM251 62H252V61H251ZM251 62H250V63H251ZM257 62H258V61H257ZM261 62H262V61H261ZM263 62H264V61H263ZM37 63H34V65L37 64ZM52 63H54V61H52ZM55 63H56V65H57V63H59V62L57 61V62H55ZM55 63H54V64H55ZM60 63H61V62H60ZM60 63H59V64H60ZM72 63H74V66H75V62H72ZM72 63H71V65H72ZM82 63H83V62L79 63L81 69L83 70V68H84V70H86L87 67L85 68V66H84ZM101 63H102V61L100 62V65H101ZM114 63H115V62H114ZM185 63H186V62H185ZM185 63H182V64H184V65H181V64H180L181 67H184V68H185V66L187 65V64L185 65ZM212 63H213L214 65H213ZM241 63H242V62H241ZM250 63H248V64H249L248 67L250 66ZM258 63H260V61H259ZM31 64H30V65H31ZM41 64H43V63H41ZM61 64H62V63H61ZM63 64H64V63H63ZM65 64L67 65L66 61H65ZM81 64H82V66H81ZM168 64H169V63H168ZM189 64H190V62H189ZM195 64H197V63H195ZM210 64L213 65V66H211V69L209 70L210 66L208 67V65H210ZM252 64H253V63H251V65H252ZM261 64H262V63H261ZM1 65H2V64H1ZM66 65L64 66V69H65ZM71 65H70V66H71ZM192 65H193V64H192ZM205 65H206V66H205ZM263 65H264V63H263ZM14 66H15V65H14ZM14 66H12V67H14ZM21 66H22V64H21ZM32 66H33V65H32ZM32 66H29V68L31 69ZM42 66H44V64H43ZM67 66H68V65H67ZM83 66H84V67H83ZM237 66H238V65H237ZM252 66H253V65H252ZM33 67H34V66H33ZM39 67H40V66H39ZM39 67H38V68H39ZM75 67H76V69H77L78 66H75ZM80 67H79V68H80ZM95 67L97 68L98 72L100 73L98 67H97V66H95ZM206 67H207V71H208V72H206ZM216 67H217V66H216ZM218 67H219V66H218ZM220 67H221V65H220ZM243 67H242V68H243ZM258 67H259V66H258ZM262 67H263V66H262ZM19 68H20V66H19ZM19 68H18V69H19ZM29 68H28V69H29ZM34 68H36V66H35ZM57 68H58V67H56V69H57ZM67 68L69 69V67H67ZM73 68H74V67H73ZM96 68H95V69H96ZM176 68H178V67H176ZM242 68H241V71H242L243 73H245V72H246V68H245L244 71H243ZM250 68L252 69L251 66H250ZM54 69H55V68H54ZM89 69H90V68L88 67V70H89ZM91 69H94V67L91 68ZM91 69H90V70H91ZM179 69H180V68H179ZM192 69H193V68H192ZM215 69H217V68H215ZM251 69H250V70H251ZM26 70H27V69H26ZM26 70H25V72H26ZM36 70H38V69L36 68ZM57 70H58V69H57ZM100 70H101V69H100ZM184 70H185V69H184ZM194 70H195V69H194ZM196 70H197V69H196ZM196 70L194 71L195 73H196ZM202 70H201V71H202ZM219 70H220V69H219ZM250 70H249V71H250ZM263 70H264V69H263ZM7 71H8V70H7ZM21 71H22V70H20V72H21ZM43 71H44V70H43ZM49 71H51V69H49V70L47 71V74H48ZM54 71H56V70H54ZM54 71H53V72L51 71L50 73H54ZM68 71H69V70H68ZM68 71H65V73L68 72ZM71 71H72V70H71ZM104 71H105V70H104ZM129 71H130V70H129ZM180 71H181V70H180ZM187 71H189V70H187ZM190 71H191V70H190ZM201 71H200V72H201ZM247 71H248V70H247ZM253 71H255V73H256V70H253ZM76 72H77V71H76ZM93 72H94V70H93ZM175 72H176V74L179 73L178 71H175ZM177 72H178V73H177ZM251 72H252V71H251ZM251 72H250V74H251ZM257 72H259V71H257ZM7 73H8V72H7ZM7 73H6V74H7ZM9 73H10V72H9ZM9 73H8V74H9ZM23 73H24V71H23ZM34 73H35V75H36L37 72L34 71ZM34 73H33V75H34ZM65 73H64V74H65ZM86 73H88V71H87ZM104 73H106V72H104ZM128 73H129V72H128ZM128 73H127V74H128ZM180 73H182V72H180ZM191 73H192V72H191ZM202 73L204 74L203 71H202ZM218 73H219V72H218ZM243 73H242V75H244ZM252 73H253V72H252ZM255 73H253V75H255ZM14 74H15V73H14ZM47 74H45L46 76L43 75V77H41V79L44 78V76H45L46 79H47V77H48V75H49V74H48V75H47ZM69 74H70V73H69ZM213 74H212V76L214 77ZM248 74H249V72H248ZM11 75H12V74H11ZM19 75H20V74H19ZM22 75H24V74H22ZM27 75H28V74L25 73V75L23 76L24 78L21 76V77L24 79V81L26 80V78L29 79V78L27 77ZM30 75H32V74H30ZM35 75H34V76H35ZM51 75H52V74H51ZM51 75H49V76H51ZM71 75H73V74H71ZM84 75H85V72H84ZM87 75H85V76L87 77ZM99 75H100V74H99ZM178 75H179V74H178ZM183 75H184V74H183ZM190 75H191V74H190ZM192 75H193V73H192ZM199 75L201 76V79H202L201 81H203V79H204V78H202L203 75H201V74H199ZM199 75H195V76L197 77L196 80L199 79V77H198ZM207 75H208V74H207ZM218 75H219V74H218ZM245 75H246V73H245ZM251 75H252V74H251ZM253 75H252V76H253ZM261 75H262V74H261ZM34 76H33V77H34ZM105 76H106V75H105ZM180 76H181V75H180ZM188 76H189V75H188ZM188 76H187V77H188ZM195 76H194V79L196 78ZM252 76H251V78H252ZM259 76H260V75H259ZM6 77H8V76L6 75ZM12 77H13V76H12ZM52 77H53V75H52ZM86 77H85V78H86ZM109 77H110V76H109ZM191 77H192V76H191ZM205 77H206V76H205ZM209 77H210V75H209ZM253 77H254V76H253ZM256 77H257V74H256ZM10 78H11V77H10ZM22 78H21V79H22ZM34 78H35V77H34ZM34 78H32V80H33ZM36 78H37V77H36ZM36 78H35V79H36ZM207 78H208V76H207ZM93 79H94V78H93ZM178 79H179V78H178ZM182 79H183V78H182ZM192 79H193V77H192ZM192 79H191L189 82H191ZM205 79H206V78H205ZM205 79H204V81H207V80H205ZM209 79H210V81L212 82L211 79H214V78H209ZM252 79H253V78H252ZM260 79H261V78H260ZM11 80H12V79H11ZM32 80H31V81H32ZM86 80H87V79H86ZM253 80H255V77H254ZM7 81H8V80H7ZM14 81H15V80H14ZM14 81H13V82H14ZM84 81H85V80H84ZM242 81H246V80H241V82H242ZM251 81H252V80H251ZM251 81H250V82H251ZM2 82H3V81H2ZM13 82H10V83L14 84ZM19 82H21V80L18 81V83H19ZM28 82H29V81H28ZM51 82H52V81H51ZM51 82H50V83H51ZM82 82H83V81H82ZM183 82H185V81H183ZM186 82H188V81H187V78H186ZM186 82H185V83H186ZM208 82H209V81H208ZM252 82H254V81H252ZM252 82H251V84H252ZM22 83H23V82H22ZM79 83H80V81H79ZM85 83H88V82H85ZM85 83H83L84 85H83V87H82V91H84V90L88 87V86H85V85H87V84H85ZM185 83H183V84H185ZM193 83H195L194 80H193ZM206 83H207V82H206ZM206 83H205V84H206ZM209 83H210V82H209ZM209 83H208V84H209ZM258 83L261 84L260 82H258ZM258 83H257V87H258V89H259V86H260V85H259ZM8 84H9V83H8ZM179 84H180V83H179ZM188 84H189V83H188ZM208 84H206V86H207ZM241 84H242V86H243V83H241ZM245 84L247 85V83H245ZM248 84H249V83H248ZM253 84H254V83H253ZM43 85H44V83H42V82H41V83L37 82L36 88H37V91H38V92L42 90ZM50 85H51V84H50ZM189 85H190V84H189ZM191 85H192V83H191ZM210 85H211V83L209 84L208 88H209V87L211 88ZM237 85H238V84H237ZM239 85H240V84H239ZM239 85H238V86H239ZM246 85H245V88H247ZM5 86H6V84H5ZM7 86H8V85H7ZM21 86H22V85H21ZM32 86H33V85H32ZM44 86H45V85H44ZM46 86H47V85H46ZM203 86H204V85H203ZM206 86H205V87H206ZM213 86H214V85H213ZM235 86H236V85H235ZM240 86H241V85H240ZM251 86H252V85H250V87H251ZM253 86H254V85H253ZM261 86H262V84H261ZM10 87H12V85H11ZM27 87H28V85H27ZM29 87H30V85H29ZM48 87L50 88L49 83H48ZM48 87H47V88H48ZM93 87H94V86H93ZM93 87H92V88H93ZM180 87H181V86H179V88H180ZM190 87H191V86H190ZM192 87H193V86H192ZM194 87H195V86H194ZM214 87H215V86H214ZM214 87H213V88H214ZM257 87H255V88H257ZM4 88H5V87H4ZM7 88H8V87H7ZM55 88H56V87H55ZM88 88H89V87H88ZM201 88H202V87H201ZM206 88H207V87H206ZM213 88H212V89H213ZM215 88H216V87H215ZM248 88H249V87H248ZM248 88H247V89H248ZM255 88H251V89H249L248 91H247L246 89H244V90H246L247 92H250V91H251V93H252V91H254V92L256 93V95H257L256 97H259L260 95L257 94V93H260V91L264 90V85H263V87H261V88H263L262 90H261V88H260L259 90L257 89L259 92H258V91L256 92V91H255V90H256ZM2 89H3V87H0V90H2ZM76 89H77V88H76ZM80 89H81V87H80ZM90 89H91V87H90ZM98 89H97V90H98ZM175 89H176V88H175ZM203 89H204V88H203ZM212 89H211V90H212ZM252 89H253V90H252ZM30 90H31V89H30ZM30 90H29V91H30ZM56 90H57V88H56ZM77 90H78V89H77ZM91 90H92V89H91ZM93 90H94V89H93ZM116 90H117V89H116ZM120 90H121V89H120ZM190 90H191V89H190ZM190 90H189V91H190ZM209 90H210V89H209ZM213 90H214V89H213ZM218 90H219V89H218ZM82 91H80V92L83 93ZM99 91H100V90H99ZM185 91H186V90H185ZM187 91H188V89H187ZM191 91H192V90H191ZM203 91H204V90H203ZM13 92H14V91H13ZM26 92H28V91H26ZM38 92L35 93V94H39ZM48 92H49V91H48ZM89 92H90V91H89ZM89 92H88V94H89ZM96 92H97V91H95V94H96ZM117 92H118V91H117ZM117 92H116V93H117ZM195 92H196V89H195ZM262 92L264 93V91H262ZM262 92H261V93H262ZM24 93H25V91L23 92V96H25ZM93 93H94V91H93ZM97 93H98V92H97ZM116 93H115V94H116ZM185 93H186V92H185ZM185 93H184V94H185ZM187 93L189 94V92H187ZM187 93H186V94H187ZM251 93H250V94H251ZM255 93H254V96H255ZM263 93H262V94H263ZM20 94H21V92H20ZM26 94H28V93H26ZM47 94H48V93H47ZM186 94L184 95L185 97H186ZM199 94H200V93H197L196 95H199ZM31 95H32V94H31ZM31 95H29V96H30V98H28L29 100H30V99L32 100V99L35 97V95H33L32 98H31ZM40 95H41V94H40ZM45 95H46V94H45ZM98 95H100V94L98 93ZM48 96H49V95H48ZM51 96H52V95H51ZM89 96H90V94H89ZM102 96H103V95H102ZM116 96H117V95H116ZM180 96L183 97V92H182V95L180 94ZM187 96H188V95H187ZM199 96H200V95H199ZM220 96H221V95H220ZM254 96L252 95V97H254ZM26 97H27V96H26ZM54 97H55V95L53 94V97H52V98H54ZM77 97H78V96H77ZM86 97H87V95H86ZM110 97H111V96H110ZM117 97H118V96H117ZM182 97H181V98H182ZM189 97H190V96H189ZM191 97H192V96H191ZM262 97H264V95H262ZM40 98H42V97H40ZM44 98H45V97H44ZM114 98H115V97H114ZM197 98H199V97L197 96ZM216 98H217V97H216ZM23 99H24V98H23ZM42 99H43V98H42ZM42 99H41V100H42ZM47 99H51V97H49V98H47ZM108 99H109V98H108ZM112 99H113V96H112ZM112 99H111V100H112ZM179 99H180V97L178 98V101H179ZM188 99H190V98H188ZM213 99H214V98H213ZM259 99H260V98H259ZM41 100H37V101H36V103H37L36 105H37V106H35V107H36V108L38 107V109H39L38 111H40L41 109H43V107H44L45 105H47V104H46L47 102L45 101V99H44V101L42 100V102H41ZM86 100H87V99H86ZM86 100H85V101H86ZM186 100H187V99H186ZM190 100H191V99H190ZM200 100H201V99H200ZM217 100H218V99H217ZM49 101H50V100H49ZM53 101H54V100H53ZM53 101H52V102H53ZM85 101H84V102H85ZM100 101H101V97H100ZM100 101H98L99 104H100ZM116 101H117V98H116ZM187 101H188V100H187ZM191 101H192V100H191ZM195 101H197V100H194V102H195ZM252 101H253V100L251 99V104H249V107L252 108V110L250 109V110H251V111H250V112H251V117L249 116V120H248V119H244V115H241V116H240V117H241L240 120H241V122H246V121L248 122L246 128L243 129L244 131H247V130L250 129V133H251V132H254V128L257 130L256 132H258V135H257L258 138H257V136H255V137L259 140V143H260L261 145H263V147H264V113H263V114L261 113L262 115H261V114H258V109H259L258 107H259V105L262 106V103H263V102H262L261 104H259L258 107H256V106L254 107V101H253V103H252ZM260 101H261V100H260ZM24 102H25V101H24ZM26 102H27V101H26ZM43 102H44V103H43ZM52 102H51L50 104H53ZM67 102L69 103V101H67ZM102 102H103V101H102ZM102 102H101V103H102ZM172 102H173V100H172ZM174 102H175V101H174ZM184 102H185V101L182 99V101H180V105L185 104ZM194 102H192V103L194 104ZM210 102H211V101H210ZM29 103H30V102H29ZM85 103H86V102H85ZM104 103H105V102H104ZM106 103H107V105H108V101H107ZM109 103L111 104L110 101H109ZM112 103H113V102H112ZM117 103H118V102H117ZM169 103H170V102H169ZM177 103H178V102H177ZM187 103H188V102H187ZM197 103H198V102H197ZM197 103H195V104L198 105ZM216 103H217V102H216ZM255 103H256V102H255ZM259 103H260V102H259ZM30 104L33 105L34 103H30ZM65 104H66V105L62 106L63 109H64V108H67V103H65ZM69 104H70V103H69ZM69 104H68V107H70ZM82 104L84 105L83 101H82ZM172 104H173V103H172ZM199 104H200V103H199ZM201 104H202V103H201ZM201 104H200V105H201ZM203 104H204V103H203ZM203 104H202V106H203ZM210 104H211V103H209V105H210ZM213 104H214V103H213ZM257 104H258V103H257ZM24 105H27V104L24 103ZM34 105H35V104H34ZM100 105H101V104H100ZM100 105H99V106H100ZM102 105H103V103H102ZM102 105H101V106H102ZM116 105H117V104H116ZM255 105H256V104H255ZM84 106H85V105H84ZM97 106H98V105H97ZM99 106H98V107H99ZM191 106H192V105H191ZM191 106H190V107H191ZM252 106H253V107H252ZM263 106H264V103H263ZM263 106H262V107H263ZM1 107H2V106H1ZM30 107H32V106H30ZM103 107H104V108H103ZM106 107H108V106H106V105H103V106H102V109L99 110V115H97V116H98V119L95 120V121L98 120V123H97V124L99 125L98 128H101V126L104 125L103 122H106V121H104V120H106L107 118H109L108 116L106 117V114H105V113H106V110L108 109V108L106 109ZM118 107H120V106H118ZM187 107H188V105H187ZM27 108H29V107L27 106ZM54 108H55V107H54ZM54 108H53V110H54ZM92 108H94V107H92ZM92 108H91V109H92ZM169 108H170V107H169ZM196 108H197V107H196ZM198 108H200V107L198 106ZM25 109H26V107H25ZM96 109H97V107H96ZM96 109H95V113H97V110H98V109H97V110H96ZM99 109H100V107H99ZM192 109H193V108H192ZM263 109H264V108H263ZM48 110H49V109H48ZM175 110H176V109H175ZM180 110H182V109H180ZM188 110H189V108H188ZM62 111H63V110H62ZM80 111H81V110H80ZM80 111H79V112H80ZM170 111H171V110L169 109V112H170ZM172 111H173V110H172ZM208 111H209V110H208ZM73 112H74V111H73ZM75 112H76V111H75ZM84 112H85V110L83 111V113H84ZM116 112H117V113H116V115H117L119 112H118V111H116ZM121 112H122V111H121ZM123 112H124V111H123ZM175 112H176L177 115H178V112H179V111H175ZM182 112H183V111H182ZM182 112H181V114H182ZM211 112H212V111H211ZM211 112H210V113H211ZM40 113H42V112H40ZM59 113H60V112H59ZM76 113H77V112H76ZM183 113H184V112H183ZM188 113H189V112H188ZM190 113H192V112H190ZM32 114H33V113H32ZM35 114H39V113H36V112H35ZM35 114H34V115H35ZM47 114H48V113H47ZM53 114H54V112H53ZM61 114H62V113H61ZM80 114H82V113H80ZM92 114H93V109H92ZM179 114H180V113H179ZM193 114H194V113H193ZM208 114H209V112H208ZM40 115H41V114H40ZM75 115H76V114H75ZM82 115H83V114H82ZM82 115H81V116H82ZM89 115H91V114H89ZM172 115H173V114H172ZM174 115H175V114H174ZM209 115H210V114H209ZM209 115H207V117H209ZM55 116H56V118H55L56 120H60V119H57V114H55ZM61 116L63 117V114H62ZM76 116H77V115H76ZM93 116H94V115H93ZM175 116H176V115H175ZM178 116H180V115H178ZM178 116H176V117H178ZM185 116H188V115H185ZM52 117H53V115H52ZM82 117H83V116H82ZM84 117H85V114H84ZM114 117H115V116H114ZM114 117H113V119H114ZM116 117H117V116H116ZM152 117H153V116H152ZM182 117H183V116H182ZM188 117H189V116H188ZM190 117H191V116H190ZM190 117H189V118H190ZM210 117H211V116H210ZM25 118H26V117H25ZM40 118H41V117H40ZM59 118H60V117H59ZM71 118H72V117H71ZM73 118H75V117H73ZM73 118H72V119H73ZM96 118H97V117H96ZM110 118H111V119H110ZM110 118H109V119L112 121V120H113L112 117H110ZM119 118H120V115H119ZM147 118H148V117H147ZM150 118H151V117H150ZM165 118H166V117H165ZM179 118H180V117H179ZM179 118H176V119L178 120ZM31 119H34V118L32 117ZM49 119H50V118H49ZM72 119H71V120H72ZM77 119H78V118H77ZM86 119H87V118H86ZM86 119H85V120H86ZM90 119H91V118H90ZM109 119H107V120H109ZM117 119H118V118H117ZM173 119H174V118H173ZM205 119H206V118H205ZM207 119H208V118H207ZM16 120H17V119H16ZM26 120H27V119H26ZM39 120H40V119H39ZM62 120H64V117H63ZM69 120H70V118H69ZM69 120H68V121H69ZM73 120H74V119H73ZM78 120H81V118L78 119ZM110 120H109V121H110ZM148 120H150V119H148ZM169 120H170V119H169ZM183 120H184V122H185V119H183ZM183 120H182V122H183ZM45 121H46V119H45ZM64 121H65V120H64ZM175 121H176V120H175ZM43 122H44V121H43ZM55 122H56V121H55ZM85 122H86V121H85ZM87 122H88V121H87ZM180 122H181V121H180ZM182 122H181V123H182ZM24 123H25V122H24ZM26 123H27V121H26ZM74 123H75V122H74ZM79 123H80V125H81V122H79ZM79 123H78V124H79ZM92 123H94V121H93ZM95 123H96V122H95ZM171 123H172V122H171ZM174 123H175V122H174ZM176 123H179V122L176 121ZM181 123H180V125H181ZM46 124H47V122H46ZM56 124H61V122H57ZM62 124H63V123H62ZM62 124H61V125H62ZM78 124H75V125H78ZM82 124H83V123H82ZM85 124H87V123H85ZM102 124H103V125H102ZM257 124H258V125H257ZM34 125H35V124H34ZM34 125H33V126H34ZM51 125H52V124H51ZM66 125H67V124H66ZM66 125H65V126H66ZM71 125H72V127H73V124H71ZM80 125H79V126H80ZM89 125H90V124H89ZM95 125H96V124H95ZM178 125H179V124H178ZM23 126H24L23 123H22V122L20 123V121L14 123V124H12V126H10L8 129L5 128L6 130H3V131L0 132V138H5V137H7V136H9V135H10V137H11V136L13 135L12 133L15 134V131H19V130L22 131L21 129L23 128ZM63 126H64V124H63ZM83 126H84V125H83ZM255 126H257V127H255ZM36 127H37V125H36ZM38 127H39V124H38ZM48 127H50V126H48ZM51 127H52V126H51ZM51 127H50L48 130L54 128V127H52V128H51ZM55 127H57V126L55 125ZM60 127H61V126H60ZM81 127H82V126H81ZM179 127H181V126H179ZM240 127H241V123L239 122L238 128L235 129L236 132L234 133L235 136L233 135V136H234V139H233V140H236V137L239 136V134H242L243 130L241 129L240 131H242V132H240V131H239ZM2 128H3V127H2ZM78 128H79V127H78ZM103 128H104V127H102V129H103ZM3 129H4V128H3ZM61 129H62V128H61ZM71 129H72V128H71ZM167 129H168V128H167ZM167 129H166V130H167ZM173 129H174V128H173ZM52 130H53V131H52ZM52 130H51V132H53V133L56 132V131H55V128L52 129ZM75 130H76V129H75ZM77 130H78V129H77ZM96 130H97V128H96ZM32 131H33V130H32ZM40 131H43V129L40 130ZM80 131H81V130H80ZM98 131H99V129H98ZM11 132H12V133H11ZM29 132H30V131H29ZM74 132H75V131H74ZM74 132H73V133H74ZM77 132H78V131H77ZM100 132H103V130L101 131V129H100ZM239 132H240V133H239ZM10 133H11L12 135H11ZM19 133H20V132H19ZM23 133H24V132H23ZM30 133H31V132H30ZM35 133L37 134V133H39V132H35ZM35 133L32 134V135L35 136ZM40 133H41V132H40ZM40 133H39V134H40ZM53 133H51V134H53ZM80 133L82 134L83 132H80ZM27 134H29V133H27ZM100 134H101V133H100ZM100 134H98V135H100ZM24 135H25V134H24ZM83 135H84V133H83ZM165 135H166V134H165ZM176 135H177V134H176ZM251 135H252V134H247V133H245V136H246L247 138H248V136H251ZM38 136H39V135H38ZM102 136H103V135H102ZM36 137H37V136H36ZM97 137H98V136H97ZM99 137H100V136H99ZM99 137H98V139L101 141L102 138L100 139ZM239 137H240V136H239ZM253 137H254V136H253ZM7 138H9V137H7ZM83 138H84V137H83ZM86 138H87V137H86ZM103 138H104V137H103ZM232 138H233V137H232ZM247 138H245V139L243 138V139L239 142L240 145L238 144L239 147H237L236 149H234V151L238 150V152H240V150H239L238 148L243 147V146L245 145V143L247 142V141H246ZM248 139H249V138H248ZM250 139H251V137H250ZM87 140H88V139H87ZM99 140H98V141H99ZM167 140H168V139H167ZM233 140H232V141H233ZM237 140H239V139H237ZM237 140H236V141H237ZM40 141H41V140H40ZM84 141H85V140H84ZM88 141H89V140H88ZM88 141H87V142H88ZM100 141H99V143L97 142L99 145H100ZM233 142H234V141H233ZM233 142H232V143H233ZM97 143H95V144H97ZM235 143H236V142H235ZM238 145H237V146H238ZM96 146H97V149H98L99 146H98V145H96ZM233 146H235V145H233ZM95 149H96V148H95ZM240 149H241V148H240ZM242 150L244 151V149H242ZM262 150H264V149H259V151H260V152H259V153H260V154H259L260 157L262 156V154H264V153H262ZM93 153H94L95 155L97 154V153L94 152V151H93ZM93 153H92V156H94ZM234 153L237 154V152H234ZM236 154H234V156H235ZM259 155H258V157H259ZM234 156H233V158H234ZM236 156H237V155H236ZM250 158H251V157H247V159L250 160V161H249V163H247L246 165H245V161H241L240 163H238V168H237L235 174H233V175H234L233 181L231 180V183H232V184L229 186L230 190L227 191V192H230V191L233 192V191H235V190H237V189H239V188H240L239 190L242 191L241 194L244 193V192H246L245 190H247V189L243 190L244 187H242V186H243L242 184H244V182L246 181V180L244 181L245 178H248V177H249V178H252V176H253V180H254L255 182L253 181L254 183H251V182H252V181H251L252 179H251V180H250V181H251L250 183L252 184L251 186L253 187L254 185H256V183H257V182H256V178H257V177L255 178V177H254V174L256 173L255 175L257 176L258 173L254 171V167H255L254 161H255V159H254V158L250 159ZM235 159H236V158H234V160H235ZM229 160H230V159H229ZM235 161H237V160H235ZM227 163H229V162H227ZM227 163H226V164H227ZM224 164H225V162H224ZM226 164H225V165L222 164V165H223V166H226ZM220 166H221V165H219V167H220ZM229 167H231V166L228 164V165L226 166L227 169L225 168L226 170H225L223 167H222L223 169H221V170H225V172L227 171L228 173H230L228 170H231V168H229ZM228 168H229V169H228ZM151 169H152V168H151ZM108 170H109V169H108ZM105 171H106V173H108L107 170H105ZM152 172H153V171H152ZM163 172H164V171H163ZM155 173H156V172H155ZM222 173H223V171H222ZM228 173H226V174L223 173V174H224V175H228ZM162 174H164V173H162ZM167 174H168V173H167ZM223 174H222V177H223ZM107 175H108V174H106L105 178H107ZM157 175H159V174H157ZM157 175H156V176H157ZM229 175H230V174H229ZM229 175H228V178H229ZM159 177H160V176H159ZM161 177H162V175H161ZM226 177H227V176H226ZM226 177H225V178H226ZM228 178H227V179H228ZM147 179H148V178H147ZM166 179H167V178H166ZM218 179H219V180H218L219 182H217V183H218V184L220 183V185H221L222 183H221L220 180H222V178L220 179V176H219ZM238 179H240V180L238 181ZM144 180H145V179H144ZM163 180H164V178L162 179V181H163ZM168 180H169V179H168ZM106 181H107V179H106ZM225 181H226V180H225ZM225 181H222V182H225ZM236 181H238V183H236ZM240 181H241V182H240ZM243 181H244V182H243ZM248 181H249V180H248ZM141 182H143V181H141ZM147 182H148V180H147ZM163 182H164V181H163ZM234 182H235L236 184H234ZM239 182H240V184H239ZM242 182H243V183H242ZM138 183H139V182H138ZM150 183H151V181H150ZM156 183H157V182H156ZM248 183H249V182H248ZM250 183H249V184H250ZM147 184H148V183H147ZM151 184H152V183H151ZM151 184H150V185H151ZM153 184H154V183H153ZM153 184H152V186H153ZM157 184H158V183H157ZM157 184H155V185H157ZM224 184L226 185V183H224ZM227 184H228V183H227ZM246 184H247V183H245L244 185L246 186ZM249 184H248V185H249ZM164 185H165V184H164ZM239 185H242V186H241L242 188H241ZM263 185H264V184H263ZM263 185H262V186H263ZM142 186H143V185H142ZM157 186H158V185H157ZM149 187H150V186H149ZM158 187H160V185H159ZM168 187H169V186H168ZM219 187H220V186H219ZM222 187H223V186H222ZM224 187H225V186H224ZM252 187H251V188H252ZM156 188H157V187H156ZM164 188H165V187H164ZM220 188H221V187H220ZM220 188H219V190H220ZM225 188H226V187H225ZM229 188H228V189H229ZM154 189H155V188H154ZM154 189H153V190H154ZM221 189H223V188H221ZM226 189H227V188H226ZM228 189H227V190H228ZM241 189H242V190H241ZM167 190H168V189H167ZM167 190H166V191H167ZM167 192H169V191H167ZM231 192H230V193H231ZM156 193H157V192H156ZM165 193H166V192H165ZM169 193H170V192H169ZM221 194H222V192H221ZM160 195H161V194H160ZM158 197H159V196H158ZM160 197H161V196H160ZM221 197H222V196H221ZM221 197H220V198H221ZM223 198H224V196H223ZM136 199H137V198H136ZM221 199H222V198H221ZM221 199H220V202H221ZM147 200H148V198H147ZM135 201H136V200H135ZM148 201H150V200H148ZM153 201H154V200H153ZM222 201H223V199H222ZM227 202H228V201H227ZM242 202H243V201H242ZM238 203H239V201H238ZM145 204H146V202H145ZM148 204L150 205V202H148L146 205H148ZM222 204H223V203H222ZM236 204H237V202H236ZM239 205H241V203H240ZM242 205H243V203H242ZM242 205H241V206H242ZM220 206H221V205H220ZM222 206H223V205H222ZM237 206H238V205H237ZM241 206H240L241 210H243V212H245L244 209H242ZM244 206H245V205H244ZM145 207H146V206H145ZM152 207H153V206H152ZM230 207H231V206H230ZM232 207H233V206H232ZM148 208H149V207H148ZM153 208H154V207H153ZM220 208H221V207H220ZM237 208H238V207H237ZM237 208H236V205H235V208L233 207V208H231V209H232L233 211H236ZM145 209H146V208H145ZM214 209H215V207H214ZM235 209H236V210H235ZM146 210L148 211V209H146ZM146 210H145V211L143 210V213H147ZM149 211H150V209H149ZM149 211H148V213L146 214V216H148V214H151L152 211H153V209H152V211H150L151 213H149ZM156 211H157V210H156ZM209 211H210V213H212V215L215 214V213L213 214V212H214L213 210L210 209ZM211 211H212V212H211ZM217 211H218V210H217ZM109 212H110V211H109ZM153 212H154V211H153ZM218 212H219V211H218ZM243 212L240 211L241 214H242ZM263 212H264V209H263ZM141 213H142V212H141ZM141 213H139V214H141ZM143 213H142V215H140V216H143V215H144ZM208 213H209V212H208ZM225 213H226V212H225ZM225 213H223V214L225 215ZM232 213H235V212H232ZM232 213L230 212L231 215L228 217L229 214H227L226 217L231 218ZM236 213L238 214L239 212L236 211ZM240 213L238 214L239 217H241ZM261 213H262V212H261ZM109 214H110V213H109ZM116 214H117V213H116ZM157 214H158V212H157ZM216 214L219 215L220 213H216ZM216 214L214 215V217L216 216ZM111 215H112V214H110V216H111ZM113 215H114V214H113ZM152 215H154V213H153ZM220 215H221V214H220ZM234 215H235V214H234ZM238 215H237V217H238ZM100 216H101V215H100ZM100 216H99V217H100ZM114 216H115V215H114ZM136 216H137V215H136ZM136 216H134L133 218L135 219V218L138 217V216H137V217H136ZM235 216H236V215H235ZM259 216H261V214L258 212V217H259ZM143 217L145 218V216H143ZM149 217H150V216H149ZM152 217H153V216H152ZM152 217H150V218H148V219H151ZM209 217H211V216H209ZM217 217H218V216H217ZM219 217H221V216H219ZM232 217H233V216H232ZM212 218H213V217H212ZM97 219H98V218H97ZM97 219H96V220H97ZM130 219H131V218H130ZM139 219H140V218H139ZM142 219H143V218H142ZM206 219H207V218H206ZM255 219H256V218H255ZM99 220H101V219H99ZM131 220H132V219H131ZM131 220H130V222L132 223ZM151 220H152V219H151ZM153 220H155V217H153ZM233 220H234V217L231 219V221L233 222ZM258 220L261 221V219H258ZM258 220H257V221H258ZM89 221H90V220H89ZM115 221H116V219H115ZM133 221H135V220H133ZM136 221H137V219H136ZM140 221H141V223L143 224V220L140 219ZM218 221H220V220H218ZM227 221H230V219L227 220ZM234 221H235V220H234ZM249 221H251V220H249ZM249 221H247L246 223H250ZM255 221H256V220H255ZM257 221H256V222H257ZM260 221H259V222H260ZM116 222H117V221H116ZM138 222H139V220L137 221V223H138ZM145 222H146V220H145ZM207 222L209 223V222H211V220H210V221L207 220ZM224 222H225V220H224ZM90 223H91V221H90ZM90 223H88V226H89ZM93 223H94V222H93ZM95 223H96V222H95ZM97 223H98V222H97ZM100 223H101V222H100ZM134 223H136V222H134ZM139 223H140V222H139ZM139 223H138V224H139ZM215 223H216V222H215ZM222 223H223V220H222V222H220V224H222ZM227 223H228V222H227ZM257 223H258V222H257ZM261 223L263 224V222H261ZM261 223H260V224H261ZM2 224H3V223H2ZM206 224H207V223H205V225H206ZM209 224H210V223H209ZM217 224H218V222H217ZM94 225H95V224H94ZM94 225H93V228H95ZM132 225H133V224H132ZM132 225L130 224V226H132ZM214 225H216V224H214ZM244 225H245V224H244ZM133 226H135V225H133ZM223 226H225V225H223ZM227 226H228V225H227ZM258 226H259V228H260L261 225H258ZM263 226H264V225H263ZM89 227H91V225H90ZM127 227H128V225H127ZM127 227H126V228H127ZM243 227H244V226H243ZM248 227H249V228H248ZM255 227H256V225H254V222H252L251 224H249V226L246 224V228H240V229H243L242 232H241L240 229H239V231H240L241 233L238 232L239 235L236 236L237 238H236V240H235L234 242H233V240H234L233 237L230 238V239H232V241L229 240L230 243H227L228 239H227V241L224 240V242H225L224 246H226L225 249H226V253H227V255H228L227 257H229V262L232 261V264H243V262L248 263V260H247L248 258L245 257V258H246L245 261H242V260H244V255H246L245 253H248V252H250V251L252 250V246H253V248L256 247L254 244L257 242L256 239L259 238V237L257 238V235L260 234V231L258 232L259 234L257 233V235L254 237L255 239L253 238L254 242H253V244H250V245H252V246L249 247V246L247 245L248 247L246 248V244H247L246 242H247V239H250V238H249V234H248L247 232H249V233H250V236H251V230H252V231L255 230V229H256ZM97 228H98V227H97ZM137 228H138V227L136 226L135 229H134V233H135V234L133 233L134 235H137V234H136ZM146 228H147V227H146ZM148 228H149V227H148ZM148 228H147V229H148ZM214 228H215V227H214ZM218 228H220V227H218ZM253 228H254V229H253ZM132 229H133V227H132ZM221 229H222V228H221ZM221 229H220V231L223 230V229H222V230H221ZM225 229H226V228H225ZM257 229H258V228H257ZM94 230H95V229H94ZM128 230H129V228H128ZM130 231H131V229H130ZM140 231H141V230H140ZM220 231H219V233H221ZM263 231H264V230H263ZM90 232H91V231H90ZM126 232H127V229H126ZM212 232H213V231H212ZM214 232H215V234H216V232H218V229H217L216 231L214 230ZM255 232H256V231H255ZM255 232H254V233H255ZM85 233H87V232L85 231ZM92 233H93V235H96V233H97V229H96V233L92 230V232H91L89 235L91 236ZM137 233H140V234H141L142 232H138V231H137ZM126 234H127V233H126ZM126 234H125V235H126ZM146 234H147V233H146ZM236 234H237V233H236ZM129 235L131 236V234H129ZM217 235H218V234H217ZM217 235H215V236H217ZM127 236H128V235H127ZM140 236H141V235H140ZM215 236H214V237H215ZM231 236H232V235H231ZM234 236H235V235H234ZM260 236H261V235H260ZM262 236H263L262 239H264V232L262 233ZM262 236H261V237H262ZM125 237H126V236H125ZM123 238H124V237H123ZM138 238H139V237H138ZM124 239H125V238H124ZM90 240L92 241V239H90ZM93 240H94V239H93ZM125 240H128V241H129L130 239H129L128 237H126ZM137 240H138V239H137ZM137 240H136V241H137ZM120 241H122V240H120ZM120 241H119V242H120ZM134 241H135V239H134V240H131V241L129 242L130 244L127 243V245L124 246V249L129 248V247H130V248L132 247V249H134V247H133L134 245L131 246L132 244H134V243H133ZM248 242H249V241H248ZM89 243L91 244L90 241H89ZM92 243H93V241H92ZM131 243H132V244H131ZM147 243H148V242H147ZM166 243H167V241H166ZM167 245H168V244H167ZM172 245H173V244H172ZM122 246H123V245H122ZM222 246H223V244H222ZM162 247H163V246H162ZM164 247H166V246H164ZM164 247H163V248H164ZM258 247H259V245L257 246V250L259 249ZM114 248H116V245L114 246ZM119 248H120V247H119ZM130 248H129V249H130ZM159 248H160V247H159ZM167 248H168V247H167ZM244 248H245V249H244ZM161 249H162V248H161ZM249 249H250V250H249ZM120 250H121V248H120ZM122 250H123V249H122ZM122 250H121V252H122V254H123V251H122ZM167 250H168V249H166V252L164 251V252H165V255L168 254ZM185 250H186V249H185ZM117 251H119V250H117ZM131 251H132V250H131ZM158 251H159V250H158ZM222 251L225 252V251H224V248L222 249ZM247 251H248V252H247ZM253 251H254V250H253ZM110 252H111V251H110ZM112 252H113V249H112ZM114 252H115V251H114ZM124 252H125V250H124ZM128 252H129V251H128ZM161 252H163V249L161 250ZM184 252H185V251H184ZM251 252H252V251H251ZM254 252H255V251H254ZM107 253H108V252H107ZM130 253H131V252H130ZM156 253H157V252H156ZM166 253H167V254H166ZM182 253H183V251H182ZM219 253H220V252H219ZM219 253H218V255H219ZM110 254H111V253H110ZM116 254H118V253H116ZM120 254H121V253H120ZM124 254H125V253H124ZM128 254H129V253H128ZM128 254H127V249H126V254H125L126 257H127ZM162 254H163V253H162ZM177 254H178V253H177ZM185 254H186V253H185ZM125 255H124V256L122 255V257L124 258ZM129 255H130V254H129ZM168 255H169V254H168ZM168 255H167V256H168ZM179 255H181V254H179ZM218 255H217V259H218ZM247 255H249V254H247ZM108 256H109V254H108ZM155 256H156V255H155ZM158 256H159V255H158ZM167 256H166V257H167ZM182 256H183V258H184V253H183ZM182 256H181V257H182ZM253 256H254V260H253V259H252L253 261L251 260V264H255V261L257 260L256 255L254 254ZM128 257H129V256H128ZM156 257H157V256H156ZM160 257H161V256H160ZM163 257H165V256H163ZM163 257H162V258H163ZM154 258H155V257H153L152 261L154 260V261H155L154 264H156L157 260L154 259ZM157 258H158V257H157ZM174 258H175V257H174ZM179 258H180V257H179ZM223 258H224V257H222V259H223ZM177 259H178V258H177ZM180 259H181V258H180ZM180 259H178V261H180ZM125 260H126V258H125ZM168 260H169V259H168ZM168 260H167V261H168ZM224 260H225V258H224ZM167 261H166V264H167ZM174 261H175V260H174ZM219 261H221V259H219ZM161 262H163V261H161ZM164 262H165V261H164ZM176 262H177V260H176ZM176 262H175V264H176ZM214 262L217 263V264L219 263L218 261H214ZM214 262H213V264H214ZM222 262H223V260H222ZM222 262H221V263H222ZM229 262H227V264H228ZM180 263H181V262H180ZM180 263H178V264H180ZM223 263H225V262H223ZM223 263H222V264H223ZM117 264H123V263L120 262V263H117ZM172 264H173V263H172Z\"/></svg>", "mask_w": 264, "mask_h": 264}]
</instances>
